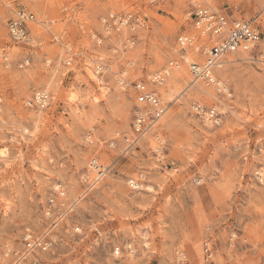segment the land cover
I'll use <instances>...</instances> for the list:
<instances>
[{"label": "rangeland", "instance_id": "1", "mask_svg": "<svg viewBox=\"0 0 264 264\" xmlns=\"http://www.w3.org/2000/svg\"><path fill=\"white\" fill-rule=\"evenodd\" d=\"M190 1L0 0V264L13 263L26 229H46L51 198L55 213L72 209L51 230L52 246L19 264H264V184L253 176L264 168V0H208L262 32L216 68L227 94L191 82L189 63L206 54L178 44L181 33L200 37ZM18 7L35 14L25 42L8 30ZM110 12L136 13L140 24L108 32ZM173 58L181 68L154 85ZM138 80L168 109L129 147ZM38 91L49 106H28ZM194 101L221 104V123H205ZM94 158L110 170L86 191Z\"/></svg>", "mask_w": 264, "mask_h": 264}, {"label": "built area", "instance_id": "2", "mask_svg": "<svg viewBox=\"0 0 264 264\" xmlns=\"http://www.w3.org/2000/svg\"><path fill=\"white\" fill-rule=\"evenodd\" d=\"M151 3H159L164 0H148ZM190 16L193 25L199 30L200 36H208L212 38V44H203L205 47V60L203 62L193 61L190 64V73L192 81H203L206 85L215 87L219 92H225V82L220 80L216 74V68L221 64L224 55L230 52H235L243 49H252L259 45L262 40V32L254 25V22L249 19H242L230 17L222 10L214 8L208 0H191L190 1ZM35 20L33 11L25 7H18L15 10V15L8 23V30L10 37L15 42H25L31 32L29 23ZM105 28L109 32L111 30H122L130 28L135 30L140 24V19L136 13H115L110 12L103 17ZM197 37L190 33H181L178 35V44L181 50H186V47L194 45ZM23 66V64H22ZM181 66L180 60L173 58L169 60L168 67L156 71L151 78L154 85L163 84L168 69L179 68ZM120 84L129 86L130 83L126 78L120 79ZM135 92L136 104L131 122V134L127 137L129 147L136 144L140 139L151 132L158 124L168 109V102L163 98L161 92L157 87L150 86L149 83L138 80L131 84ZM51 102V96L46 91H38L27 103L29 107H47ZM192 107L195 112L206 123L216 125L220 123L221 115L224 111L221 110V105L214 104L212 106L204 105L199 101H194ZM110 166H105L99 163L96 158L92 159L89 164V169L83 176V183L85 189L90 190L94 188L108 173ZM255 180L264 184V169L259 167L253 174ZM132 180L131 184L134 185ZM57 189V188H56ZM60 193H64L63 187L59 189ZM54 199L51 198L49 206L45 213L49 219V225L39 234H34L29 229L23 233V247L19 250H13L15 254L12 264H19L23 262L30 254L38 251L48 250L53 240L50 235L51 230L70 212L72 205L66 207L57 213L53 209ZM206 257L210 258L213 255L212 249L206 243ZM10 248H7L6 254H9ZM120 249H116L119 253Z\"/></svg>", "mask_w": 264, "mask_h": 264}, {"label": "bare ground", "instance_id": "3", "mask_svg": "<svg viewBox=\"0 0 264 264\" xmlns=\"http://www.w3.org/2000/svg\"><path fill=\"white\" fill-rule=\"evenodd\" d=\"M197 30V32L199 33V30L198 29H196ZM190 34H192V33H190ZM192 35H194V34H192ZM196 36V35H195ZM204 37H205V35H203V36H200L199 38L197 37L196 39V41H195V43H194V45H192V46H188V47H186V48H193L196 52H198V53H203V51H202V45H201V43H200V40H201V38H203V40H204ZM206 45H208V44H206ZM210 45H208V47H209ZM205 48V47H204ZM205 52V51H204ZM236 52V51H235ZM231 53V52H230ZM184 56H185V59H186V61H189L190 60V57L189 56H187V54H184ZM205 60V59H204ZM203 60V61H204ZM193 61H198V62H203V61H199V60H193ZM193 61H191L190 63H189V70H190V64L193 62ZM99 67H100V65H99ZM181 67H179L178 69H180ZM90 69V68H89ZM169 75V74H168ZM181 76H182V74L181 73H176L175 74V76L174 77H172L171 78V80H172V82H177L180 78H181ZM99 77V80H100V82L101 81H103L102 80V78L100 77V76H98ZM217 77H218V75H217ZM220 80H222L220 77H218ZM193 80V79H192ZM197 82H200V81H195V83H197ZM52 85V84H51ZM51 85H50V87H51ZM49 87V86H48ZM49 87V88H50ZM225 91H226V94L227 93H231L230 92V89H229V86L225 83ZM102 88V90H107V86L105 87V86H103V87H101ZM204 89V88H203ZM206 91L207 92H210L209 91V89H207L206 88ZM47 92V91H46ZM208 94V93H207ZM211 95V94H210ZM221 105V104H220ZM32 108V107H31ZM33 108H35V107H33ZM38 108V107H37ZM40 108H42V107H40ZM223 108L224 107H222L221 106V110L222 111H224L223 110ZM40 111V110H39ZM41 112V111H40ZM224 113H225V111H224ZM224 113L221 115V119H220V123H221V120H222V117L224 116ZM40 116V115H39ZM38 118V117H37ZM206 123L207 124H210V122L209 121H206ZM219 123V124H220ZM219 124H216V125H219ZM160 149V147H157V150H159ZM263 168V167H262ZM264 169V168H263ZM135 183V182H134ZM59 186V184H56L55 185V187H58ZM33 256V257H32ZM31 257H32V259H38L39 260V255L38 256H35V255H32Z\"/></svg>", "mask_w": 264, "mask_h": 264}]
</instances>
